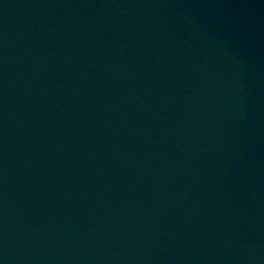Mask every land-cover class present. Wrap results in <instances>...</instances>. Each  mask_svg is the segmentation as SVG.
<instances>
[{
	"label": "water",
	"instance_id": "water-1",
	"mask_svg": "<svg viewBox=\"0 0 264 264\" xmlns=\"http://www.w3.org/2000/svg\"><path fill=\"white\" fill-rule=\"evenodd\" d=\"M0 264H264V0H0Z\"/></svg>",
	"mask_w": 264,
	"mask_h": 264
}]
</instances>
